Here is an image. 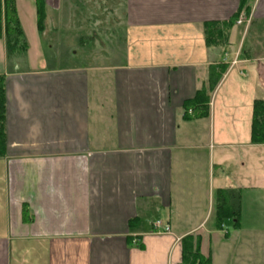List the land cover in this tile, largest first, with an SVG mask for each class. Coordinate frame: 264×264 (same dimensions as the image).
<instances>
[{
    "label": "crops",
    "instance_id": "crops-1",
    "mask_svg": "<svg viewBox=\"0 0 264 264\" xmlns=\"http://www.w3.org/2000/svg\"><path fill=\"white\" fill-rule=\"evenodd\" d=\"M98 1L112 15L99 30H124L123 62L48 67L35 0H14L25 52L0 37V264H179L188 235L210 264H264V143L251 141L264 0ZM80 2L44 0L45 18L50 8L88 30L74 21ZM237 12L226 42L207 46L204 25ZM204 90L208 115L199 103L186 116ZM225 189L239 193L237 222L218 221Z\"/></svg>",
    "mask_w": 264,
    "mask_h": 264
},
{
    "label": "trees",
    "instance_id": "trees-1",
    "mask_svg": "<svg viewBox=\"0 0 264 264\" xmlns=\"http://www.w3.org/2000/svg\"><path fill=\"white\" fill-rule=\"evenodd\" d=\"M37 9V26L42 29L45 21L43 12L44 0H35ZM245 5L242 1L240 8ZM246 13L250 10V5L245 6ZM239 13L227 22H211L204 25L205 43L207 46L218 45L226 42V32L228 28L235 22ZM3 35L5 46L8 53L25 52L26 43L22 37L20 22L18 20L17 11L14 0H0V37ZM221 77V73L213 75L209 84V90H213ZM204 91H198L195 98L185 104V115L190 117L194 115L197 104H202L206 109L202 116L208 115V97ZM207 105V106H206ZM5 103H4V76L0 74V157L5 155L6 150V134H5ZM191 108V109H188ZM198 116V115H197ZM200 116V115H199ZM251 141L253 143H264V100L256 99L252 105L251 116ZM216 215L218 221L222 222L225 218H230L233 222H237L239 214L240 196L237 190H219L217 192ZM22 220L30 222L31 217L26 206L22 207ZM236 224V223H234ZM179 264H210L209 259L204 258L199 250V238L197 236L188 235L181 239V261Z\"/></svg>",
    "mask_w": 264,
    "mask_h": 264
},
{
    "label": "rangeland",
    "instance_id": "rangeland-1",
    "mask_svg": "<svg viewBox=\"0 0 264 264\" xmlns=\"http://www.w3.org/2000/svg\"><path fill=\"white\" fill-rule=\"evenodd\" d=\"M82 3L76 4L77 13L74 21L77 26H86L88 30L68 26L66 19L59 17L58 13L48 8L44 21L45 29L41 35L48 67L109 66L127 59L123 57L124 51H122L124 30H99V26L103 23L102 26H111L109 24L112 15L109 13L110 8H107V3L105 7L101 1L88 0L86 10L82 8L84 5ZM128 59L133 60L134 58L131 56ZM21 67L22 64H19V69ZM244 206L247 207L249 213L248 204Z\"/></svg>",
    "mask_w": 264,
    "mask_h": 264
},
{
    "label": "built area",
    "instance_id": "built-area-1",
    "mask_svg": "<svg viewBox=\"0 0 264 264\" xmlns=\"http://www.w3.org/2000/svg\"><path fill=\"white\" fill-rule=\"evenodd\" d=\"M236 22L238 24L246 23L248 22V18L242 17V18H239ZM234 63L235 62H233V64ZM153 228L155 229V231L162 232V233H167L169 231V226L163 225L160 221H154Z\"/></svg>",
    "mask_w": 264,
    "mask_h": 264
}]
</instances>
